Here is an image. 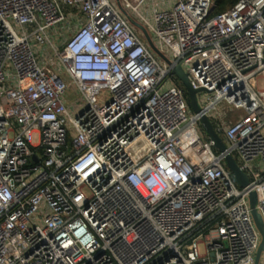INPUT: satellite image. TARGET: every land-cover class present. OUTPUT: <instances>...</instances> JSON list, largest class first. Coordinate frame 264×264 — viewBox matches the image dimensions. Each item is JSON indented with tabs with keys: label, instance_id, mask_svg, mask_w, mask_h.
<instances>
[{
	"label": "built area",
	"instance_id": "1",
	"mask_svg": "<svg viewBox=\"0 0 264 264\" xmlns=\"http://www.w3.org/2000/svg\"><path fill=\"white\" fill-rule=\"evenodd\" d=\"M146 2L0 0V264H253L264 0L213 15V0ZM130 15L204 89L199 113ZM70 89L84 102L74 117ZM220 104L243 112L213 122L223 152L199 125Z\"/></svg>",
	"mask_w": 264,
	"mask_h": 264
},
{
	"label": "water",
	"instance_id": "2",
	"mask_svg": "<svg viewBox=\"0 0 264 264\" xmlns=\"http://www.w3.org/2000/svg\"><path fill=\"white\" fill-rule=\"evenodd\" d=\"M120 10L122 11L123 14H126V12L121 7H120ZM131 24L133 26H136L141 31V34L143 38L145 39V41L147 42L150 49L160 59H162L165 63H167L170 66L171 74L174 75L175 78L179 81V83L181 84V86L183 87L187 95L189 108L191 109L192 112L199 113L201 111V107L197 100V94L201 91H204V89L203 88H193V86L191 85L188 79L187 73L184 71L181 64L179 62L178 63L171 62L169 58H167L155 46L151 36L149 35L148 31L146 30L144 26H142L140 23L134 20H131ZM199 125L201 129L203 130V132L206 134V136L213 142V147L217 151L223 152L225 150L224 140L214 129L213 123L210 120V118L207 115L201 113L200 118H199ZM224 161H225L226 167L231 171L236 183L240 187L247 186L249 184L248 176L240 169V167L237 165L233 157L227 153L224 156ZM248 200H249V206H250L253 221L261 237L258 249L254 257L253 264H261L262 256L264 255V224H263L260 214L257 212L255 208V205L257 202V194L255 191H251L248 194Z\"/></svg>",
	"mask_w": 264,
	"mask_h": 264
},
{
	"label": "rangeland",
	"instance_id": "3",
	"mask_svg": "<svg viewBox=\"0 0 264 264\" xmlns=\"http://www.w3.org/2000/svg\"><path fill=\"white\" fill-rule=\"evenodd\" d=\"M110 1L115 3V0H110ZM148 2H150V0H148ZM148 2H146L145 5L142 7L144 13L150 12V7ZM133 31L136 34L141 33V31L136 26H133ZM48 53H50V51ZM198 99L200 104L202 105L206 104L205 95L203 93H200L198 95ZM63 100L65 105H67L68 109L71 107L69 109V112L70 115H72L73 117L78 113V111L81 109V106H83L84 103L83 100H81L79 96H77L73 92V89L69 90V92L67 93V95H65ZM241 115H243L242 110L236 109L231 105L220 104L215 110H213L210 113L209 118L212 121V123L219 120V122H223L224 125H227L233 122L234 120H236L237 118H239ZM201 137L202 139L207 138L206 134L203 131L201 132Z\"/></svg>",
	"mask_w": 264,
	"mask_h": 264
},
{
	"label": "trees",
	"instance_id": "4",
	"mask_svg": "<svg viewBox=\"0 0 264 264\" xmlns=\"http://www.w3.org/2000/svg\"><path fill=\"white\" fill-rule=\"evenodd\" d=\"M237 1L238 0H213V8L211 14L213 15L225 11L226 9L234 5ZM184 95L187 98L185 91Z\"/></svg>",
	"mask_w": 264,
	"mask_h": 264
},
{
	"label": "crops",
	"instance_id": "5",
	"mask_svg": "<svg viewBox=\"0 0 264 264\" xmlns=\"http://www.w3.org/2000/svg\"><path fill=\"white\" fill-rule=\"evenodd\" d=\"M151 2L154 3L156 7L163 8L165 5L168 6V5L172 4V2H174V0H164L163 3H162V0H151ZM129 19H130V23H131V20L138 22L134 15H130ZM138 35H140L142 37L141 33H139ZM262 263L264 264V255L262 256Z\"/></svg>",
	"mask_w": 264,
	"mask_h": 264
}]
</instances>
